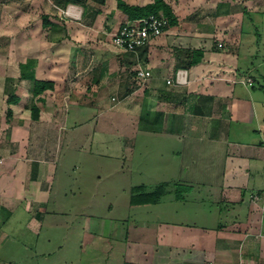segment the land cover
<instances>
[{"label": "crops", "instance_id": "0c3cea01", "mask_svg": "<svg viewBox=\"0 0 264 264\" xmlns=\"http://www.w3.org/2000/svg\"><path fill=\"white\" fill-rule=\"evenodd\" d=\"M66 1L19 7L18 74L0 75V253L10 241L5 218L19 209L39 239L61 144L69 132L73 144L87 139L83 128L96 110V130L108 112L116 119L117 158L131 150L142 128L163 134L177 161L176 181L191 185L190 193L197 190L200 202L210 201L209 209L195 212L193 225L131 220L125 264H264V84L242 65L254 54L245 51L253 43L244 37L255 28L243 29L242 20L235 26L234 0H164L176 24L135 53L114 45L124 20L117 0H87L85 7ZM123 1L138 7L154 2ZM185 50H202L204 57L186 69ZM29 60L36 63L34 79L47 85L37 96L33 81L20 75L19 65ZM141 69L151 78L138 80ZM2 256L0 264H17Z\"/></svg>", "mask_w": 264, "mask_h": 264}, {"label": "rangeland", "instance_id": "374dc122", "mask_svg": "<svg viewBox=\"0 0 264 264\" xmlns=\"http://www.w3.org/2000/svg\"><path fill=\"white\" fill-rule=\"evenodd\" d=\"M3 2L0 3V14L4 11L5 29L0 32V43H5V64L0 63V75H17V11L22 4L32 7V0ZM234 2L235 26L238 27L242 20L243 29L252 31L255 28L249 37H244V42L248 43L250 39L254 45L257 41L256 50L253 45L245 50H252L254 54L248 62L241 60L242 65L248 64L252 74L264 84V0ZM247 10L250 15L244 14ZM256 31H259V39L255 37ZM216 40L212 42L213 47L221 43ZM97 115L96 110L88 112L91 125L83 128L87 139L73 144L69 132L63 146L61 144L52 196L46 207L48 215L39 239L26 229L24 223L29 218L21 209L6 216L5 234L10 241L0 253L6 263L125 264V237L131 220L193 225L200 206L209 209L210 201L200 202L203 196L197 190L190 193L191 185L176 181L177 161L170 156L174 151L169 144L166 146L163 134H151L142 128L131 150L117 158L119 153L113 150L120 142L113 131L116 119L108 112L104 115V125L101 122L96 130L91 119ZM100 140L105 144H100ZM175 145L177 148L178 144ZM163 157L168 158V167L167 159L163 160ZM165 183V194L158 203L132 204L134 195L155 193ZM140 187L145 189H137ZM173 210L177 213L172 214ZM49 253L52 254L50 257Z\"/></svg>", "mask_w": 264, "mask_h": 264}, {"label": "trees", "instance_id": "16d2710c", "mask_svg": "<svg viewBox=\"0 0 264 264\" xmlns=\"http://www.w3.org/2000/svg\"><path fill=\"white\" fill-rule=\"evenodd\" d=\"M98 2L99 4L103 5L105 3V0H93ZM74 3V4H79L82 7H85V4L87 0H70L66 1L65 4L67 3ZM117 5L118 9L123 13V23L121 27L132 23V22H137L141 19L147 18L151 15H159L162 14L165 16L168 21H169V27L174 26L176 24V17L173 15L171 8L164 2V0H154L152 4H148L143 7H138V6H130L127 3H125L123 0H117ZM168 27V28H169ZM182 52V51H181ZM181 55L187 56L190 55V61L186 63L185 67L190 68L191 66H195L199 64L203 57H204V51L202 50H185L182 52ZM35 61L29 60L25 64H20V75L24 79H30L33 81L34 86H35V95L42 94L46 89L47 85L38 82L34 79L35 75ZM38 109L34 108L33 109V118L37 119L38 116ZM165 188H166V183L163 184L155 193L151 194H142L140 196H133L132 197V204L133 205H154L159 202L160 198L164 196L165 194ZM139 190H143L145 188L140 187L137 188Z\"/></svg>", "mask_w": 264, "mask_h": 264}, {"label": "built area", "instance_id": "2783aa9c", "mask_svg": "<svg viewBox=\"0 0 264 264\" xmlns=\"http://www.w3.org/2000/svg\"><path fill=\"white\" fill-rule=\"evenodd\" d=\"M169 27L168 19L162 14L151 15L137 22L129 23L120 27L113 37L114 45L127 53H135L141 48H145L152 40L163 36ZM221 46V45H220ZM150 71L138 70L137 79L146 81L151 78ZM176 82L181 84L185 82L184 73H177ZM172 84V81H168ZM250 84L252 82L250 81ZM4 164V159L0 157V167Z\"/></svg>", "mask_w": 264, "mask_h": 264}, {"label": "bare ground", "instance_id": "6f19581e", "mask_svg": "<svg viewBox=\"0 0 264 264\" xmlns=\"http://www.w3.org/2000/svg\"><path fill=\"white\" fill-rule=\"evenodd\" d=\"M74 8V7H73Z\"/></svg>", "mask_w": 264, "mask_h": 264}]
</instances>
